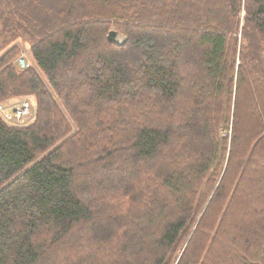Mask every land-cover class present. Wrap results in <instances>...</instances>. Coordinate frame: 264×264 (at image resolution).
Returning <instances> with one entry per match:
<instances>
[{
  "label": "trees",
  "instance_id": "1",
  "mask_svg": "<svg viewBox=\"0 0 264 264\" xmlns=\"http://www.w3.org/2000/svg\"><path fill=\"white\" fill-rule=\"evenodd\" d=\"M19 96L0 264H264V0H0Z\"/></svg>",
  "mask_w": 264,
  "mask_h": 264
},
{
  "label": "built area",
  "instance_id": "2",
  "mask_svg": "<svg viewBox=\"0 0 264 264\" xmlns=\"http://www.w3.org/2000/svg\"><path fill=\"white\" fill-rule=\"evenodd\" d=\"M21 49L20 56L16 59L15 64L21 69L30 66L29 62L25 61V54L28 52L25 45L18 41ZM32 104L27 98L17 99L11 102L0 103V120L10 127H18L23 121L31 115Z\"/></svg>",
  "mask_w": 264,
  "mask_h": 264
},
{
  "label": "rangeland",
  "instance_id": "3",
  "mask_svg": "<svg viewBox=\"0 0 264 264\" xmlns=\"http://www.w3.org/2000/svg\"><path fill=\"white\" fill-rule=\"evenodd\" d=\"M120 36H121V34H118L119 42L121 43L122 41H121ZM25 55H26V56H25V61H26V62H29L31 65L34 66V63H33V60H32V58H31L30 53L27 52ZM23 98H27V99L30 100V103L32 104V110H31V115H30L28 118H26V119L23 121V123L20 124L19 127H21V126H27V125L31 124V123L34 121L35 98H34L33 96H19V97H17L16 99H23ZM12 100L14 101V99H12ZM12 100H8V101H12Z\"/></svg>",
  "mask_w": 264,
  "mask_h": 264
},
{
  "label": "water",
  "instance_id": "4",
  "mask_svg": "<svg viewBox=\"0 0 264 264\" xmlns=\"http://www.w3.org/2000/svg\"><path fill=\"white\" fill-rule=\"evenodd\" d=\"M120 38H121V41H124V37L122 35L120 36ZM107 39L109 41L116 42L117 44H120V45L122 43V42L121 43L119 42L118 33L115 30H110L108 32Z\"/></svg>",
  "mask_w": 264,
  "mask_h": 264
}]
</instances>
